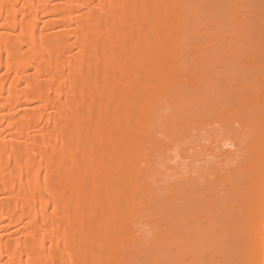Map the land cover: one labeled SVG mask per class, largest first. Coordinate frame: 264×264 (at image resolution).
I'll use <instances>...</instances> for the list:
<instances>
[{"label": "bare ground", "instance_id": "6f19581e", "mask_svg": "<svg viewBox=\"0 0 264 264\" xmlns=\"http://www.w3.org/2000/svg\"><path fill=\"white\" fill-rule=\"evenodd\" d=\"M240 50L263 59L264 0H0V264H264V70L205 104L186 70ZM202 110L242 117L208 150L239 165L161 198V125Z\"/></svg>", "mask_w": 264, "mask_h": 264}, {"label": "rangeland", "instance_id": "374dc122", "mask_svg": "<svg viewBox=\"0 0 264 264\" xmlns=\"http://www.w3.org/2000/svg\"><path fill=\"white\" fill-rule=\"evenodd\" d=\"M212 12H213V9H211L210 7H206L204 10V18H203V25L204 26L202 27V29H200V36H201L202 40H206L207 36L209 34L214 33V30H213L214 29V22H213ZM234 42H235V40H234ZM227 44H228V42H227ZM248 51L249 52H247V51L244 52V51L240 50V51H238L239 53L236 52L237 55L234 51L233 54H235L234 56H237L236 58H233L234 56H232L230 54V51H228V52L226 51L227 54H229L231 57H228L229 55L224 54L223 61H221L217 57L216 53L212 52L211 54L206 55V56H210L208 64H206V65H204V64H197V65L193 64L192 66H188L186 68L187 71L191 72L192 74L197 73L198 75H202L205 77L203 79V82H201L202 84H199L200 86H202V88L197 87V86H199V85H197L194 87L195 88L194 90L191 89V92L193 91L197 95L196 96L192 92L194 95V98H196L197 101L201 100L199 103L203 104V102H204V104H205V103H207L206 99H205L206 96L208 97V95L209 96L210 95L212 96V94L214 95L215 93H213V91L215 92L217 90H221L220 89L221 86L223 87L222 90L226 89L225 87L227 86L228 83H230L229 85H231V88L229 86V89L233 88L232 91H235V93H236V91H237L236 88H239L238 91L241 89L240 86H242V85L240 83L245 82L244 80L247 79L248 74L252 75L254 73H257V74L261 73L264 70V61H263L264 56H263V59L261 60V58H257L258 55L260 56V54L257 55L256 54L257 52H255L253 50L252 51L248 50ZM254 52L257 55L256 58L258 59L259 62L256 63L257 65H253L252 66L253 70H250V72H249V69H251V68H248V66L250 64L249 63L250 61L248 60V58L249 57L251 58L252 55L250 54V56H249L248 54H246L247 57H245V53H253V55H254ZM240 53H242V54H240ZM238 54H240V58L241 57L246 58V59H243L244 61L243 60L241 61L242 63H240L241 59L238 58ZM225 55H227L228 59L225 58ZM241 55H244V56H241ZM192 56L189 57V59L191 60L189 62L194 61L195 55H192ZM214 56L216 57V59L214 58ZM253 59H255V58L253 57ZM229 60L235 61V63L232 61L229 63ZM247 61L249 64L245 63ZM237 63H238V65H237ZM251 64H253V63H251ZM260 70H262V71H260ZM244 76H245V78H244ZM223 78L225 80H223ZM240 78H242V79H240ZM234 79H236V80H234ZM241 80H243V81L240 82ZM220 81H222L223 83L221 84ZM225 81H227V82H225ZM217 83L219 85H217ZM247 83H248V85H251L249 83V81ZM251 83H253V81ZM237 84H239L238 85L239 87H237ZM224 91H226V90H224ZM228 91H230V90H228ZM199 113H201V114L198 115ZM199 113L192 115V118H189V119L187 118L186 122L177 121V122H179V124L174 125L175 124L174 123L173 124L174 126H172V129H173L172 131H174V130H177L178 128H180L182 124L183 125L185 124L187 126L186 127L184 125V127H183L185 129V131H184V129L181 130V128H180V131L177 130V132L175 131L174 134L173 133L169 134L168 133L169 131L167 132V129L169 130V127H171V125L168 126V124H170V122H166L168 124L164 123L166 125H164V124L161 125L160 131L157 134V138L161 141L160 148H158L156 150V152L149 158L150 161H149V170H148L149 174L151 175L150 178L148 177L149 184H150V186H153V188L155 189V191L158 195L163 194V197L160 196L161 198H164V196H166V194L172 195L174 192L173 191L171 192L170 190L172 188L179 187V184L191 181V179H195L197 177V175L194 176L195 174H199L198 179L201 180V181L200 180L199 181L197 180V181L201 184L202 183L204 184L205 179L203 180V178H205L204 175L207 171L206 166H208L207 167L208 170L212 169V171H210V170L207 171L206 174H208V176L207 175H205V176H206V178L207 177L209 178L212 176L211 177L212 181H214L216 179L215 176H217V175H215L216 173L213 170H216V172H217V169H218V171H219V172H217L218 176L221 174L224 175V173L231 171L230 170L231 168L228 167L230 163L227 164V163L223 162L221 160V158L218 155H216V153H218V151H219V148L217 147L218 148L217 149L216 145L218 144L217 146H219V144L221 142L223 143L225 141V140L221 141L222 139H227V137L230 136L232 133H236V132L240 131L242 117L238 116V115H230V114L228 117V114H222L220 112H207V113L205 112L204 113L203 110L201 112L199 111ZM209 113H210V115H209ZM151 114H153V116H156V112L154 113V111ZM191 121H193V122L190 124ZM180 123H181V125H180ZM171 124H172V122H171ZM178 125H180V126H178ZM170 131H171V129H170ZM226 143H229V142H226ZM220 145L222 146V144H220ZM213 146L215 149L213 148ZM210 147L213 148L217 152L214 153L215 151L213 150V152H212V149H211V154H209ZM228 147H227V149L230 150V147L229 148ZM203 148L206 149V152H205V149L203 150V152H205V153L202 152ZM208 150H209V152H208ZM231 150L233 151L234 148L231 147ZM212 153H214L213 154L214 159H213V157H211V156H213ZM218 157H219V159H218ZM212 160L215 162L217 161V163L219 162L218 163L219 166L216 167L215 166L216 163L214 164ZM211 161H212V164H211ZM209 163H210V165H209ZM235 163H236V161L232 162L230 164L231 167H233L232 171L235 169L237 164L239 165V163L237 162L235 167H234L233 165ZM212 165H214V166H212ZM199 166H200V168L197 169V167H199ZM201 166L205 167V168H203L204 170L203 169L200 170ZM227 168L229 170L224 171ZM195 170H197V172ZM198 170H199V172H198ZM189 171L192 173H190ZM193 172H195V173H193ZM211 172H213V173L210 175L209 173H211ZM200 173H202V174H200ZM190 175H191V178H190ZM192 175L194 176L193 178H192ZM201 175L203 178L200 177ZM186 176H188V178H189L188 181L184 180V178ZM181 179L184 180L185 182H183ZM176 180H177V182H178V180H181L182 182H178V184L175 182L176 184L172 185L173 182ZM175 185H177V186H175ZM216 185H219V184L217 183ZM173 186H175V187H173ZM178 189H180V187ZM173 190L176 192L177 189L176 190L173 189ZM132 192H134V190H132ZM168 195H167V197H169ZM166 205L168 206V204H165V206ZM140 226L141 225L138 224V228L142 229V231H143L144 227L140 228ZM149 232H147V233L150 234ZM149 237H151V235ZM147 242H148V240H147Z\"/></svg>", "mask_w": 264, "mask_h": 264}]
</instances>
